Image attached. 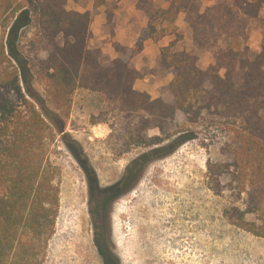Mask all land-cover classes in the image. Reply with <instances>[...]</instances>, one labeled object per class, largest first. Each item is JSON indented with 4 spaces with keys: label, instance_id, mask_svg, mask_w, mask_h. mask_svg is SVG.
Instances as JSON below:
<instances>
[{
    "label": "trees",
    "instance_id": "1",
    "mask_svg": "<svg viewBox=\"0 0 264 264\" xmlns=\"http://www.w3.org/2000/svg\"><path fill=\"white\" fill-rule=\"evenodd\" d=\"M68 1L0 0V264L19 252L33 256L52 234L58 167L49 143L63 132L56 109H67L77 89L97 91L114 110L133 117L125 127L128 139L144 140L149 129L158 128L168 140L128 162L121 180L94 200L95 221L98 201L117 198L122 192L116 191L118 185L131 187L147 163L184 142L181 134L170 140L179 119L195 124L209 118L225 127L222 159L208 162L209 187L235 190L242 203L231 208L229 223L264 238V0H221L203 10L200 0H169L166 7L135 0V9L147 19L146 29L133 47L113 42L115 58L88 46L95 11L68 9ZM181 13L189 41L180 37L177 48L178 40L171 41L160 48L153 68L137 70L132 59L144 41L163 38L165 29L156 26L173 24ZM252 20L260 24L259 51L247 44ZM32 25L46 96L35 88L18 49L20 30ZM205 54L211 59L207 65ZM168 74L172 79L159 88L157 98L133 87L144 76ZM247 215L254 219L246 220ZM113 257L109 264H119ZM23 264L40 263L29 257Z\"/></svg>",
    "mask_w": 264,
    "mask_h": 264
},
{
    "label": "rangeland",
    "instance_id": "2",
    "mask_svg": "<svg viewBox=\"0 0 264 264\" xmlns=\"http://www.w3.org/2000/svg\"><path fill=\"white\" fill-rule=\"evenodd\" d=\"M168 1L154 0V4L166 7ZM218 1L221 0H200L199 6L203 10ZM86 2L69 0L67 8H85ZM91 3L105 8L107 17L112 15L105 28L112 34L114 11L121 15L123 7H134L135 0L104 4L92 0ZM140 15V19H146ZM260 17L264 18V8ZM133 19L140 32L146 29V25L141 29L137 16ZM160 29H165V36L152 40L156 45L167 46L176 39L177 48L181 44L180 37L183 41L190 39L182 13L173 24L156 26L157 31ZM34 34L33 25L22 28L18 49L27 59L35 88L46 96V82L37 69L40 51ZM247 44L252 51H259V21L249 22ZM88 46L98 47L103 52L109 49L113 54H108L111 58L117 56L112 41L98 42L92 32ZM209 62L210 56L205 54L204 65ZM132 63L140 71L149 68L146 58L135 56ZM171 79V74L161 79L144 76L137 79L133 87L154 99L159 96V88ZM56 111L62 118L63 132L54 135L49 143V151L58 167L54 178L58 205L52 234L33 256L27 252L15 253L5 264H23V259L29 257L40 264H102L93 243L94 200L121 180L125 166L135 156L161 145L163 140L168 141L158 128L149 129L144 140L128 139L125 127L128 121L133 122V117L114 110L97 91L77 89L67 109L61 107ZM171 134L170 140L181 134L184 142L172 152L147 163L131 187L118 185L116 191L122 192L111 202L110 244L119 264H264V238L228 221L231 208L240 206L242 199L233 189L224 190V187L217 191L208 184V162L222 159L219 151L225 135L222 122L208 118L193 124L179 119ZM225 183L227 181L223 180ZM145 219L157 222L159 228L148 230ZM245 219L253 220L254 216L247 215Z\"/></svg>",
    "mask_w": 264,
    "mask_h": 264
},
{
    "label": "crops",
    "instance_id": "3",
    "mask_svg": "<svg viewBox=\"0 0 264 264\" xmlns=\"http://www.w3.org/2000/svg\"><path fill=\"white\" fill-rule=\"evenodd\" d=\"M99 1L100 3L104 4L105 2L108 1L117 2L118 0H99ZM91 2L92 0H87L85 4V8L77 7L78 4L75 3L76 4L75 6L77 8H75L74 10L79 12H84L87 10L95 11V15L90 25V30L95 36V40H97L98 42H103L107 40L110 42L112 41V43L117 42L123 46L132 47L140 33V30L138 28H135L134 26V19H133L134 16H137L139 18V25L141 26V29L145 27L147 23V19H145L144 17L140 19L141 15L139 11L135 9V7L132 8L125 6L120 12L121 15L117 11H114V16H113L114 19L112 20V22L114 23V29L111 34L107 32L105 29L108 20L105 14L106 9L98 5L94 7L93 3ZM124 15L126 16V18H124ZM110 17H112V15ZM163 46L165 45H156V43L148 39L144 42L142 52L136 57L146 58L149 64V68H153L155 65L156 57L158 56L159 53V47H163ZM104 52L111 56L113 55L111 50L109 49L105 50Z\"/></svg>",
    "mask_w": 264,
    "mask_h": 264
},
{
    "label": "flooded vegetation",
    "instance_id": "4",
    "mask_svg": "<svg viewBox=\"0 0 264 264\" xmlns=\"http://www.w3.org/2000/svg\"><path fill=\"white\" fill-rule=\"evenodd\" d=\"M113 197L114 195H111L97 202L99 204V219L94 222L93 243L102 264H109L114 260L111 251L110 230L108 225L109 207Z\"/></svg>",
    "mask_w": 264,
    "mask_h": 264
},
{
    "label": "bare ground",
    "instance_id": "5",
    "mask_svg": "<svg viewBox=\"0 0 264 264\" xmlns=\"http://www.w3.org/2000/svg\"><path fill=\"white\" fill-rule=\"evenodd\" d=\"M151 198V197H150ZM153 201V200H152ZM171 204V203H170ZM159 206V205H158ZM203 206H204V204H203ZM148 211V210H147ZM171 211V210H170ZM147 214V213H146ZM188 214V213H187ZM147 216H149V215H147ZM151 216V215H150ZM149 216V217H150ZM146 217V216H145ZM148 217V218H149ZM147 218V217H146ZM146 220V219H145ZM176 220V219H175ZM163 222V221H162ZM145 227L148 229V230H153V229H158L159 228V226L157 225V222H153V221H145Z\"/></svg>",
    "mask_w": 264,
    "mask_h": 264
}]
</instances>
